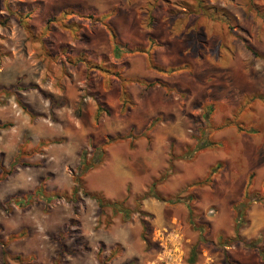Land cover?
<instances>
[{"label": "rangeland", "instance_id": "obj_1", "mask_svg": "<svg viewBox=\"0 0 264 264\" xmlns=\"http://www.w3.org/2000/svg\"><path fill=\"white\" fill-rule=\"evenodd\" d=\"M179 2L193 8V0ZM208 2L233 15L230 28L182 12L172 0H0V87L18 81L24 88L0 105V264H53L55 258L58 264H224V250L236 264H264L255 249L234 240L240 191L264 206V19L257 15L264 0ZM157 3L160 10L149 23ZM68 6L85 14L92 6L96 13L115 10L118 15L105 20L119 17L121 47H133L147 34L167 39L171 52L159 53L181 62L173 66L176 78L167 80L171 93L155 96L157 89L167 91L156 87L136 97L128 83L130 108L97 114L96 101L117 102L115 78L51 55L65 45L78 52L90 41L110 47L113 40L102 22L97 28L104 34L75 41L59 23H48ZM89 27L87 33H95ZM109 57L115 60L112 49ZM16 97L40 116L31 119ZM152 98L165 105L156 113L160 127L184 118L192 137L216 144L183 158L199 142L155 143L153 127L147 129L152 119L140 128L148 120L143 102L147 106ZM51 100L64 104L46 110ZM110 127L116 131L109 133ZM82 161L98 164L81 176L82 188L74 192ZM206 177L210 181L203 183ZM38 189L43 197L31 196ZM84 191L127 196L126 204L144 214L123 220L110 208L101 211ZM19 193L25 195L21 204L12 200ZM51 194L53 202L47 201ZM61 234L66 237L58 242ZM255 239L264 248V232ZM60 245L74 252L60 258Z\"/></svg>", "mask_w": 264, "mask_h": 264}, {"label": "trees", "instance_id": "obj_2", "mask_svg": "<svg viewBox=\"0 0 264 264\" xmlns=\"http://www.w3.org/2000/svg\"><path fill=\"white\" fill-rule=\"evenodd\" d=\"M159 2H169V0H158ZM194 4H193V8L191 9H186L185 6L181 5V2H177L175 3V5L177 7H180L182 10V12H188L189 14H195L196 16H206L208 19L213 20V21H220L223 24H225L228 28H230V21L234 18L233 15L229 12L226 11L223 7H218L216 5H213L211 3L208 2V0H193ZM157 8H159V3L155 4L154 7L151 6L150 11L148 12V18H149V23L152 22V20H154L155 15L154 12L157 11ZM160 10V8H159ZM189 10V11H188ZM264 10V9H263ZM115 13V10H110L107 13L101 14V15H96L94 13H89V14H85L82 12H79L77 9H75L74 6H68V7H64L62 9H60L58 11V13L56 15H54L53 17H50L47 19L48 23L50 24H57L59 23L61 25L62 28L69 30L72 33L73 36V40H78L80 37L85 36L84 32H83V24H81L80 21H76L75 19H71L73 18V16H77L79 19H90L92 21H98V22H102L104 24V26L110 31L112 40H113V48H112V54L114 56L115 59H119L121 58L122 54H135V53H142V54H146L147 55V62L149 65L150 69H153L159 73H165V74H172L176 71V69L173 66H163L161 64H159L156 60L155 57L153 55V48L156 46H160L161 43H159L152 35L148 36V41L150 43V45L148 47L142 46V45H137V46H133V47H126L124 48L125 50L121 49V41L118 38V34L116 32V30L114 29V27L112 26V24L109 22V20H105V18L110 17L112 14ZM108 14L106 17L105 15ZM257 15L261 18L264 19V11L262 10H257ZM76 18V17H74ZM248 48L251 50V52L254 53V50L248 46ZM52 57L55 58H59V61L62 62V64L66 65V64H72V65H77L79 63H84L85 66L87 67V69L89 71H98L100 73L109 75L111 77L116 78L117 80H119L121 82V108L120 111L121 112H125L127 111L130 106L132 105V98H131V94L130 92L127 90L126 85L128 83H142L145 86V89H149V88H153L155 86H160L163 87L165 89H167V93L165 94L166 96L169 95V92L171 90V87H169V85L166 82H163L161 80H155L152 82H143L140 79L136 78V77H129L126 76L123 71H122V67L117 66L116 64H114L111 60L110 57L108 56H103L100 59H97L91 52L89 51H78L76 52L74 50V48L71 45H65L63 47H61L56 53L51 55ZM169 70V71H168ZM20 90H24L23 87L19 86V82L15 81L11 86L9 87H0V105H4L7 102V98L10 95V92H13L15 95L17 94V92H19ZM2 94V95H1ZM3 100V101H1ZM16 102L17 104L20 106V108L27 113L30 118H35L37 116H40V114H36L34 113L32 110H30V108L27 107V105H25L23 103V101L19 98L16 97ZM83 101H80V105H82ZM64 103L61 102H55V101H50V107L51 108H59L63 105ZM96 107H97V114L101 113V112H105V113H109L110 109H107L105 107V105L101 102L96 101ZM159 116H155L151 121H150V126L147 127V129H151V127H153L158 121H159ZM10 124H2V127H6ZM202 130V128H201ZM200 130V131H201ZM202 137V136H200ZM122 139L124 137L122 136H117L114 139ZM197 139V143L199 142V146L194 148L192 151L188 152V154H184L183 158H193V156L196 154V152L202 148L205 147H209L210 145H215L216 143H213L212 141H207L206 138L204 139V137H202V139L200 141H198V137H194ZM172 157V155H171ZM96 164H98L97 161H93L91 163H87L86 161H82L80 163V175L79 177L76 178L75 180V187H73V191L76 192L78 191V189L82 188L81 186V176L86 173L89 169L94 168V166H96ZM24 165H27L26 163H24ZM214 172V170H211L210 174ZM9 174L13 173V170H10L9 172H7ZM209 174V175H210ZM4 177V176H3ZM210 181V177H206L203 181L204 182H208ZM200 184L202 182H199ZM197 184V183H196ZM248 193V191L246 192ZM245 193L243 199L241 200L240 203L235 205V241H240L243 242V244H245V246L253 248L256 250L257 255L259 256V258L261 260H264V248L262 246H260V242L258 241V239H251L249 241H246L244 239H242L239 236V230L243 227L244 225V220H245V211L249 206L250 202L256 201L257 197H253L250 198L247 194ZM33 195H40L43 197L44 194H42V190L38 189L35 192L31 193ZM84 195L88 196L89 198L93 199L96 204L98 205L99 209L101 211H104V209L106 208H110L112 210V212L114 213H120L123 217V220H130L132 218V215L135 213H139V214H144L142 212H139L138 208H131L130 206H128L126 204L128 197H124L122 199H109L106 198L104 196L103 193L101 192H88V191H84ZM148 194L144 193L143 194V198L146 197ZM27 196V195H26ZM30 197L27 196V202H28V198ZM153 197H155L156 199L159 200H164L163 197H161L159 194L155 193L153 194ZM25 198V195H22L21 193L16 194L15 196L12 197V200L17 201L18 204H21L23 201L22 199ZM55 198V195L51 194L48 197L47 201H51L53 202ZM171 202V201H170ZM141 225H142V231H141V238L147 242V226L145 224V221L143 219H141ZM64 237H66L65 235H59L58 236V242H61ZM201 241H205L203 239V237H201ZM233 241V240H232ZM225 243L228 244V242L226 241ZM225 245V244H224ZM195 247H193L191 249V253L194 255L195 254ZM74 251H68L64 248V246L60 245V249L58 252V256L61 258V256L63 254H72ZM97 259H98V254L96 255ZM190 262H193V259H191ZM53 264H58V258H55L52 260ZM100 264V263H98ZM224 264H236V262L231 261L229 254L227 251L224 250Z\"/></svg>", "mask_w": 264, "mask_h": 264}, {"label": "crops", "instance_id": "obj_3", "mask_svg": "<svg viewBox=\"0 0 264 264\" xmlns=\"http://www.w3.org/2000/svg\"><path fill=\"white\" fill-rule=\"evenodd\" d=\"M178 1H180V0H178ZM178 1L172 0L173 5L176 6L175 3H177ZM83 4H84L83 6L86 5L85 3H83ZM93 7L94 6H92V8H87V7H85V8L88 9L89 13L93 12L96 15H101V14H104V13H107L110 11V9H109L107 11L96 13L94 10H92ZM95 7H97V6H95ZM115 15H118V14L115 13ZM118 19H119V17L115 21L113 19H112V21H110L117 33L121 32V30L119 29L121 24L118 21ZM85 22H86L85 24H83L82 22H81V24H83V32H84L86 37L95 38V37H98L100 34H104V31L102 28L101 29L97 28V23H99L98 21H92L90 19L89 20L86 19ZM131 24L132 23H130V27L133 26ZM89 26H91L92 29L96 27L93 31L91 30V32H95V33H90V34L87 33V29L90 28ZM152 33H154V31ZM148 36H149V34H147L145 37H143V39H141V41H137L136 43H133L134 45H131V46L142 45V46L148 47L150 45V43L148 41ZM153 37L159 43H161L160 46H156L153 49V50H155L158 47V49L153 51V55L155 57V60L159 64H161L163 66H176V65L181 64V62H173V59H171V56H172L171 53L166 55V56L164 54L159 53L160 50H168V49H170L169 51L171 52L172 46H171V44L168 45V42H166L167 39L166 40L161 39V36H159V38H160L159 39L158 35H155ZM108 44H109V42H108ZM105 47H107V48H105ZM105 47L101 46V45L96 46V44L93 41L92 42L90 41V43H87L84 46L80 47L79 51H89V52L95 51L92 54L97 59H100L103 56H108V57L110 56L111 49L113 48V45H111L110 47H108V46H105ZM121 49L125 50L124 47H121ZM112 62L114 64H116L117 66L122 67V71L126 76L136 77L143 82L148 83V82H152L155 80H161L163 82H166L169 85V87H172V85H170L167 82V80L168 79L171 80L172 78L173 79L176 78V76H174V74L169 75V74H165V73H159L153 69H150L148 62H147V55L146 54H142V53L122 54L121 58L115 59ZM82 64H84V63H82ZM113 80H115L114 84L117 87V93H118L117 102L111 103V102L105 100L107 102L106 103L103 100H101V101L110 110L113 108L115 110L117 109L118 111H120L121 102H119V96L121 99V84H120L121 82L119 80L117 81L116 78ZM156 87H160V86L157 85L153 88H156ZM130 88L132 89L133 96H136V97H137V95H142L144 97L145 93L148 90L153 89V88L145 89V86L142 83L141 84L140 83H132ZM161 88L163 89V87H161ZM157 90L158 91L155 93V96L156 95L161 96V94L165 95L167 93L166 90H160V89H157ZM129 92H130V90H129ZM132 93H130V94L132 95ZM170 93H171V91L169 92V94ZM46 110H49V111L52 110V112H56L57 109L51 108L50 104H49V106L46 108ZM142 110L144 112L143 114L147 115L148 120H147L146 124L142 125L140 128H142V127L145 128V126L149 123V121L156 116V113H159V111H161V110H165V105L162 102L159 103V101L158 102L154 101V98H152L150 101H147V106L143 102ZM153 114H154V116H150ZM201 128H202V126H201ZM115 131H116V127L115 128H112V127L109 128V133H112ZM206 132L207 131H205V133L203 134V136H205V137L207 135ZM211 134H213V133H210V135ZM151 136H152L151 140H154L155 143H157V144H159V143L163 144V143L167 142L168 145H170L171 143L177 142L176 143L177 145L185 147V146H191V145L197 143L196 142L197 139L192 137L190 134V123H189V121H186L184 118L183 119L180 118L179 122L176 125H164V127H160L159 123L155 124L153 126V128L151 129ZM150 159H151L150 157H147V160H150ZM250 187H252V186H250ZM244 195H242L241 191H240V199L242 197H244ZM246 212H247V223H245L244 226L239 230L238 234L242 239L248 241L251 239L258 238L260 236V233L264 232V206L262 204H260L259 202H252L249 204ZM134 231H135V235L137 236V228L136 229L134 228Z\"/></svg>", "mask_w": 264, "mask_h": 264}]
</instances>
